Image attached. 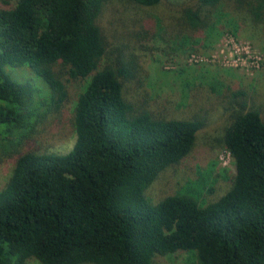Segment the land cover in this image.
Listing matches in <instances>:
<instances>
[{
    "label": "trees",
    "instance_id": "obj_1",
    "mask_svg": "<svg viewBox=\"0 0 264 264\" xmlns=\"http://www.w3.org/2000/svg\"><path fill=\"white\" fill-rule=\"evenodd\" d=\"M109 1L18 0L12 8L0 7V154L15 153L13 130L20 129L22 139L40 118L66 104L61 69L68 80L87 81L74 107L72 149L20 155L0 188V264H155L158 257L184 253L195 264H264L260 111L248 105L243 91L231 94L236 110L222 148L234 173L223 195L205 205L188 192L151 202L146 190L191 153L205 122L199 111L212 101L199 92L192 115L183 118L157 112L147 101L130 103L124 81L134 76L137 57L123 45L122 61H109L114 54L98 25ZM119 1L129 4L127 23L142 22L129 40L152 30L165 43L196 52L211 49V39L225 31L264 34V0H192L179 15L159 14L157 21L147 10L163 0ZM185 3L173 0L172 7ZM20 66L49 89L38 111L24 113L27 95L5 73Z\"/></svg>",
    "mask_w": 264,
    "mask_h": 264
},
{
    "label": "rangeland",
    "instance_id": "obj_2",
    "mask_svg": "<svg viewBox=\"0 0 264 264\" xmlns=\"http://www.w3.org/2000/svg\"><path fill=\"white\" fill-rule=\"evenodd\" d=\"M17 1L0 0V7L12 8ZM172 2L163 0L154 10L148 9L150 19L157 21L159 14L173 12L179 15L186 8L185 5L193 1L186 0L183 6L175 8ZM128 5L124 1L111 0L104 5L98 19V25L109 45L108 53L114 54L110 62L116 63L117 59L122 61L123 45L129 47L137 57L134 76L128 82L124 81L127 100L135 106L147 101L149 108L157 112L165 111L169 117L178 118L192 115L191 102L199 92L209 94L208 101H212L202 105L199 111L205 122L197 134L191 153L178 166L162 171L145 194L151 202L156 203L164 196L188 192L197 196L200 205H205L229 189L234 173L230 156L222 148L224 129L230 122V114L236 110L231 107L236 102L231 94L237 91L246 93L249 96L248 105L258 109L264 120V34L255 38L246 32L233 35L225 31L211 39L214 43L211 49L201 48L196 52H190L188 46L178 48L173 42L165 43L157 28L154 36L149 30L150 36L140 35L138 39L129 40L132 31H137L142 22L132 23V18L127 23L131 18L127 12ZM152 24L153 21H150L148 25ZM148 37L149 40L144 39ZM141 45L146 47L139 48ZM61 71L64 73L68 101L59 112H49L40 118L24 138L19 137L20 129L13 130L9 138L18 141L19 145L10 156L0 154V157L3 156L0 163V188L7 183L20 155L27 152L66 154L72 149L75 143L74 107L87 81L68 80L65 71ZM5 73L27 95L24 113L31 109L38 111L37 107L42 106V100L49 91L47 85L28 66L8 67ZM211 87L215 89L214 92ZM25 264L40 263L29 259ZM155 264L195 262L184 253L158 257Z\"/></svg>",
    "mask_w": 264,
    "mask_h": 264
}]
</instances>
